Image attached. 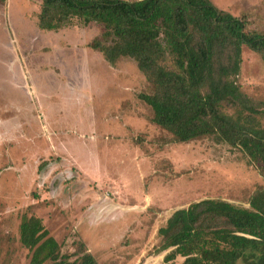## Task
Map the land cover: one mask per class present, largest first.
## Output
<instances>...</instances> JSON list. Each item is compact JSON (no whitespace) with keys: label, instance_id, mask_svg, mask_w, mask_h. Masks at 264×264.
Wrapping results in <instances>:
<instances>
[{"label":"rangeland","instance_id":"374dc122","mask_svg":"<svg viewBox=\"0 0 264 264\" xmlns=\"http://www.w3.org/2000/svg\"><path fill=\"white\" fill-rule=\"evenodd\" d=\"M211 2L264 32V0ZM40 5L0 2V264H29L25 215L71 259L83 242L100 264H169L154 250L176 209L205 198L249 206L264 175L240 147L178 141L139 98L153 90L136 62L111 65L90 47L103 25L41 30ZM238 80L264 95L261 54L243 49Z\"/></svg>","mask_w":264,"mask_h":264},{"label":"trees","instance_id":"16d2710c","mask_svg":"<svg viewBox=\"0 0 264 264\" xmlns=\"http://www.w3.org/2000/svg\"><path fill=\"white\" fill-rule=\"evenodd\" d=\"M75 18L103 25L90 47L111 65L136 62L152 86L139 98L154 123L180 142L213 137L240 147L264 175V95H251L238 80L245 47L264 58V32L211 0H41L36 15L46 31ZM158 234L154 252L168 251L169 264L179 256L180 264H264V186L248 207L205 198L176 209ZM20 241L29 264H100L83 242L75 259L63 254L35 215L23 217Z\"/></svg>","mask_w":264,"mask_h":264}]
</instances>
